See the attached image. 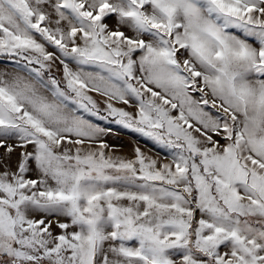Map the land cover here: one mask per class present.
Wrapping results in <instances>:
<instances>
[{
    "label": "snow or ice",
    "instance_id": "6c2138e0",
    "mask_svg": "<svg viewBox=\"0 0 264 264\" xmlns=\"http://www.w3.org/2000/svg\"><path fill=\"white\" fill-rule=\"evenodd\" d=\"M0 65V264H264V0H0Z\"/></svg>",
    "mask_w": 264,
    "mask_h": 264
},
{
    "label": "rangeland",
    "instance_id": "374dc122",
    "mask_svg": "<svg viewBox=\"0 0 264 264\" xmlns=\"http://www.w3.org/2000/svg\"><path fill=\"white\" fill-rule=\"evenodd\" d=\"M3 66L0 65V70H2ZM98 123H104L97 121ZM112 131L106 137V140L108 143L112 144L114 147L119 148L122 150V154L124 155H130L131 149L136 146L138 143L145 151H147L149 148H152L153 154H155L158 150L154 148V146L151 145L150 142H145L143 137L138 136L135 133H131L126 129H123L115 124L110 125ZM3 150L0 149V152ZM161 155H164V153L161 152Z\"/></svg>",
    "mask_w": 264,
    "mask_h": 264
}]
</instances>
